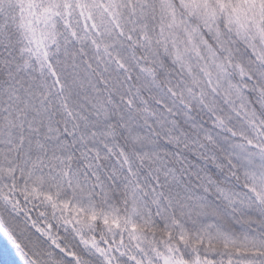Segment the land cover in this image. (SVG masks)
I'll use <instances>...</instances> for the list:
<instances>
[{"label": "snow or ice", "instance_id": "snow-or-ice-1", "mask_svg": "<svg viewBox=\"0 0 264 264\" xmlns=\"http://www.w3.org/2000/svg\"><path fill=\"white\" fill-rule=\"evenodd\" d=\"M0 236L264 264V0H0Z\"/></svg>", "mask_w": 264, "mask_h": 264}, {"label": "trees", "instance_id": "trees-1", "mask_svg": "<svg viewBox=\"0 0 264 264\" xmlns=\"http://www.w3.org/2000/svg\"><path fill=\"white\" fill-rule=\"evenodd\" d=\"M11 255L15 254V250L10 245H6L3 237L0 236V264H13Z\"/></svg>", "mask_w": 264, "mask_h": 264}]
</instances>
